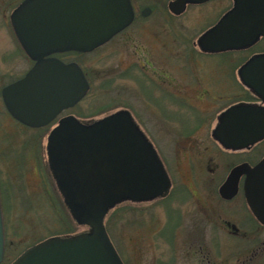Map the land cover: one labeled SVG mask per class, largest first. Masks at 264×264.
Instances as JSON below:
<instances>
[{"label": "flooded vegetation", "instance_id": "obj_1", "mask_svg": "<svg viewBox=\"0 0 264 264\" xmlns=\"http://www.w3.org/2000/svg\"><path fill=\"white\" fill-rule=\"evenodd\" d=\"M22 1L8 0L0 4L4 15L0 29L5 27L12 45L28 62L26 69L7 84L23 77L34 64L22 48L10 20L12 11ZM175 1L130 0L132 20L104 43L90 51L67 50L49 56L65 63H78L89 83L83 98L90 91L91 80L82 58L99 49L112 47L116 53L114 76L128 78L131 82L129 96L119 94L125 101L118 97V106L113 112L125 110L130 114L155 150L170 180L167 195L132 203L158 201L165 212L176 214L171 228L168 217L161 227L156 226L155 236L164 238L166 248L162 255H155L154 250H150L146 264H176L181 256L191 259L195 252L191 237L194 234L211 237L209 246L214 256L209 255L208 261L212 260L213 264H231L233 249H239L244 243L249 252L259 253L257 256L261 258L264 255V245H261L264 244V223L256 218L248 204V197L254 192L250 174L242 172L235 189L227 191L228 196H224L220 188L235 167L253 168L264 159V135L252 143L231 147L226 146L215 132L224 114L233 107L254 105L264 108V95L248 86L241 73L244 65L253 58L264 56V34L259 33L250 43L238 47L211 49L203 39L204 35L234 9L235 1ZM104 82L109 84L111 79L104 78ZM133 84L144 94L133 89ZM1 101L8 116L25 125L10 115L2 97ZM74 106L64 108L50 122L40 126L48 127L46 140L59 119L69 115L67 110ZM245 117L247 115L228 116L227 130L235 119H241L243 124ZM257 192L263 197L264 186H259ZM184 204L190 206L184 210ZM149 217L155 219L154 213ZM5 222L3 214L4 247ZM219 237L227 241L224 248ZM178 241L182 243L180 246L175 245ZM205 253L209 252L205 250ZM216 256L224 260L217 263Z\"/></svg>", "mask_w": 264, "mask_h": 264}, {"label": "water", "instance_id": "obj_2", "mask_svg": "<svg viewBox=\"0 0 264 264\" xmlns=\"http://www.w3.org/2000/svg\"><path fill=\"white\" fill-rule=\"evenodd\" d=\"M180 1L184 0L174 3ZM234 1V9L204 35L209 48L238 47L264 34V0ZM132 17L130 0H23L12 11L10 20L34 64L23 77L1 88L10 115L27 126L40 127L64 108L74 106L89 89L86 76L78 63H65L49 55L67 50L90 51L130 23ZM241 73L248 86L264 95V56L253 58ZM242 115H247L243 124L235 119L227 130L228 116ZM215 133L231 147L256 141L264 135V108H231ZM46 155L69 213L88 230L48 236L25 248L8 264H125L106 229V214L126 199L139 202L163 197L170 187L161 160L130 114L116 111L89 123L66 115L50 130ZM242 172L250 174L254 189L248 197L249 207L264 223V196L257 192L259 186H264V159L253 168L235 167L220 191L228 196L227 191L235 189ZM3 260L0 201V264Z\"/></svg>", "mask_w": 264, "mask_h": 264}, {"label": "rangeland", "instance_id": "obj_3", "mask_svg": "<svg viewBox=\"0 0 264 264\" xmlns=\"http://www.w3.org/2000/svg\"><path fill=\"white\" fill-rule=\"evenodd\" d=\"M7 1L8 0H0V4ZM3 19L4 15L0 10V24L4 21ZM3 28L5 29V27ZM4 29H0V89L12 79L19 76L28 65L27 59L12 45L9 34H6ZM82 59L83 65L87 69L91 80V88L87 96L76 106L68 109L66 113L73 114L80 120L89 123L116 110L118 106L117 98L120 97L119 94L123 95V97L129 96V86L131 82H129L130 80L128 78L119 77L117 79L114 76L113 68L116 63V53L110 46L105 50L99 49L94 51ZM104 78H110L111 82L106 85L105 82L103 84ZM133 86V89H136L141 95L144 94V92H140L138 86L134 84ZM121 99V101H125V98ZM0 107H2L1 97ZM3 128L12 133L19 130L6 115L0 116V129ZM32 133L33 131L27 130L26 132H21L19 135H16L17 144L27 139ZM41 144L44 147L43 157L41 159L46 162L48 171H41L35 158L30 159L25 170L23 181L21 182L19 180L17 183L21 184L22 188L16 191L15 198H13L15 199L14 207L5 211L6 240L8 243L5 259L8 263L17 254L23 251L25 247L38 241L40 236L43 235L47 237V234H44L46 233V228H50L51 226L53 228L54 226L53 222L51 223L50 221L52 220L51 198L52 196L54 197V195H58L61 198L72 223L75 225L74 231L70 234L88 230L86 225L78 224L73 219L63 202L52 175H49L51 172L49 170L46 155V134L41 140ZM1 147L0 154H3L6 147L5 145ZM10 166H13V164H9L6 169L5 162L0 159L1 176L4 175V169L11 171ZM26 201L28 203L24 204ZM150 205H152V209L148 208ZM182 206L184 210H186L190 205L184 204ZM117 211L118 209L114 211V214H112L113 217L110 216V211H108L104 222L106 225V222L109 221L110 226L113 225L114 221L116 222H114L111 229L112 234H109V232L108 234L124 263L146 264L147 255L150 250H154L155 255L164 254L163 251L166 248V243L163 240L164 238L158 235L155 236L154 232L158 227H161L167 217L169 228H171L172 223L176 219L175 213L172 212L169 214L165 212L160 204H158V201L141 203L139 205V210H129L128 212ZM117 213L122 215L121 219H115ZM150 213H154L155 219H150ZM134 216L137 218L132 220L131 218ZM157 225L158 227H156ZM191 237L194 242L193 246L195 247L193 257L189 259L180 255L181 258L179 257L176 264H213L212 260L208 261V258L210 259L209 255L212 254L214 256L209 246V244L212 243L210 242L211 237L208 235L197 236L195 234ZM179 239L181 240V238ZM218 240L223 248L227 245V241H225L224 238L219 237ZM233 241H235V239H233ZM176 244L180 246L182 243L178 241L175 242V245ZM241 246L242 247H239V249H233L232 260L230 261L231 264H264V255L259 258L257 256L259 253L249 252L250 249L245 248L247 243ZM205 250L209 253H205ZM223 254L224 251L222 252V255ZM216 258L217 263L224 260L223 257L216 256Z\"/></svg>", "mask_w": 264, "mask_h": 264}, {"label": "trees", "instance_id": "obj_4", "mask_svg": "<svg viewBox=\"0 0 264 264\" xmlns=\"http://www.w3.org/2000/svg\"><path fill=\"white\" fill-rule=\"evenodd\" d=\"M6 115L12 123L18 128L19 130H16V132H8L6 129H0V147L2 145H5L6 149L3 152V159L1 161L5 162L6 169L8 168L9 164H13L11 167V171H7L4 169V175L1 176L0 174V201H1V207L3 214H5L6 210L12 209L14 207L15 203V194L18 189L21 190L22 185L17 184L20 180L21 182L24 179L25 176V170L28 165V161L32 158H35L36 162L39 164V169L47 170V165L44 160L41 158L43 157V145L41 144V140L43 139L44 135L48 131V127H40V128H30L25 125L19 124L12 120L8 114L5 112L3 107H0V116ZM27 130L33 131V133L22 142H19L17 144L16 142V135H19L21 132H26ZM2 155V154H0ZM44 159V158H43ZM15 174H14V171ZM49 173V172H48ZM14 175V176H13ZM46 175V174H45ZM51 176V174L49 173ZM43 179V178H42ZM48 192V191H47ZM57 196V197H56ZM52 196L51 200V207H52V220L54 226L49 228H46V236H53V235H66L70 234L74 231L75 225L72 223L68 212L66 208L64 207L61 198L58 195ZM28 202H24V204H27ZM50 205V204H49ZM117 212H128L129 210H139V204H134L130 200L126 199L122 202L118 203L114 208H111L110 216L113 217L112 214H114V211ZM6 216V215H5ZM121 214H116L115 219H121ZM55 220H54V219ZM110 218V217H109ZM134 220V218H131ZM131 221V220H130ZM115 222V221H114ZM113 222V225H114ZM129 222V221H128ZM116 223V222H115ZM112 226H110V222H106V229L111 233ZM112 234V233H111ZM45 238V236H40V239ZM38 240V241H39ZM7 246L8 243H6L5 240V247H4V260L1 264H8V262L5 259V255L7 254Z\"/></svg>", "mask_w": 264, "mask_h": 264}]
</instances>
